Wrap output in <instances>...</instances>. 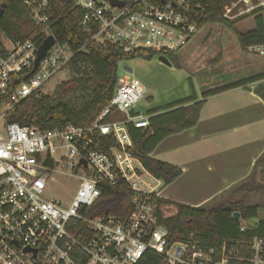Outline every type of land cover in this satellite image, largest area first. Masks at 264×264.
<instances>
[{
	"label": "built area",
	"instance_id": "1",
	"mask_svg": "<svg viewBox=\"0 0 264 264\" xmlns=\"http://www.w3.org/2000/svg\"><path fill=\"white\" fill-rule=\"evenodd\" d=\"M3 0H0V2ZM29 12L38 32L25 41L0 34V97L6 110L0 111V264H134L145 251L153 250L174 264H264V237L247 242L248 253L222 246L219 259L213 249L196 242H168L167 228L157 222V197L150 190L135 187L133 161L128 148L132 140L128 124L149 126V116L134 112L143 98L145 86L126 71L118 76L113 95L101 113L88 126L65 123L54 128L7 122L5 114L14 105L37 92L55 74L68 66L84 45L72 48L59 42L51 32L52 3L62 2L82 11L80 25L90 39L111 44L125 53L140 49L177 52L200 28L196 13L202 9L193 0H19ZM233 1L223 17L233 19L264 7V0ZM244 3V8L243 4ZM43 40L53 43L35 65ZM252 49L264 54V44ZM112 110L121 119L103 122ZM95 131L112 134L116 145L107 152L92 147ZM55 172L77 180V187L66 204L45 194ZM124 180L132 190L131 210L125 218L113 214H91L103 186ZM137 179L141 183L139 175ZM148 186V184H146ZM82 223L84 225H80ZM80 225V226H79ZM246 226L240 225V230ZM79 234L75 236L73 232Z\"/></svg>",
	"mask_w": 264,
	"mask_h": 264
},
{
	"label": "trees",
	"instance_id": "2",
	"mask_svg": "<svg viewBox=\"0 0 264 264\" xmlns=\"http://www.w3.org/2000/svg\"><path fill=\"white\" fill-rule=\"evenodd\" d=\"M193 1L200 3L202 7L196 13L200 19V26L206 23L224 24L235 32L239 46L243 50L264 44V7H257L250 14L227 19L223 17L225 6L237 0ZM52 7H54L52 18L54 23H51V32L54 38L59 42H69L74 49L84 45L85 50L74 53L68 64L73 75L61 81L53 94L40 93L27 96L7 111L5 114L7 122L41 128H54L65 123L88 126L101 113L113 95L118 79L117 64L120 60L137 57L150 59L155 54L168 57L175 55V52L162 49H140L125 53L111 44L96 42L90 39V35L83 31L80 25L81 10L62 2H54ZM250 16H254V28L247 31L238 30L236 24ZM40 29V26H35L28 9L19 0L0 2V34H5L11 40L25 41ZM43 38L38 35L34 40L39 44ZM262 77H264V72L208 89L202 92L201 100H198L196 94L192 92L190 96L181 100L150 110L149 113L166 111L149 116V126L146 128H134L132 124L127 125L132 140L128 151L140 161L151 176L160 179L163 184L169 183L181 173V169L171 163L151 157L149 154L155 145L165 136L194 125L201 105L209 95L243 86ZM11 93L12 89L0 97V102L8 98ZM110 120L109 114L103 118V122ZM116 144L112 134H101L95 131L92 141L93 148L107 152L111 146ZM262 162H264V153L256 160L252 173L256 165ZM250 179L248 182L240 181L222 193L234 192L250 195L264 191V185L257 184L252 177ZM131 193L132 190L122 179L112 186H103L98 201L88 209V212L97 215L113 214L125 218L132 208ZM244 198L234 202L225 200L220 205L211 207L204 204L191 206L157 198V222L167 228L169 243L196 242L203 248H212L215 259L220 258L223 245L226 251L235 249L238 255L246 256L247 242L254 236L264 237V204L262 206L248 205L244 202ZM212 200L214 201L215 198ZM235 211L240 213L241 219H256L244 230H240V218L239 220L233 219ZM73 234L79 237L77 231ZM134 264H174V262L148 249Z\"/></svg>",
	"mask_w": 264,
	"mask_h": 264
},
{
	"label": "crops",
	"instance_id": "3",
	"mask_svg": "<svg viewBox=\"0 0 264 264\" xmlns=\"http://www.w3.org/2000/svg\"><path fill=\"white\" fill-rule=\"evenodd\" d=\"M246 20L252 21L255 26L254 16L247 17ZM227 32L224 30L221 37L224 50ZM235 43L236 48L240 50L239 55L229 58L223 53L221 73L215 74L216 77L210 76V73L219 71V67L214 66L213 70L209 69L208 75L205 74L207 81L196 85L190 78L191 91L196 94L198 100L202 99V92L208 89L264 72V54L257 52V55H245L237 40ZM180 50L175 52L176 56ZM231 62L233 65H227ZM176 63L181 66L178 59ZM247 63L252 67L249 70ZM263 95L264 77L206 97L196 123L165 136L149 154L153 158L179 167L181 173L169 183L163 184L160 179L147 172L155 180V184L147 190L152 191L157 198L199 206L213 202L212 198L217 199L230 186L251 177L264 185V162L256 165L252 173L256 160L264 153ZM152 109L147 110L145 114L153 116L166 111L149 113ZM134 112H137L136 109ZM109 115L111 120L122 118V114L115 110ZM136 161L140 162L138 159Z\"/></svg>",
	"mask_w": 264,
	"mask_h": 264
},
{
	"label": "rangeland",
	"instance_id": "4",
	"mask_svg": "<svg viewBox=\"0 0 264 264\" xmlns=\"http://www.w3.org/2000/svg\"><path fill=\"white\" fill-rule=\"evenodd\" d=\"M251 2L257 3L258 0H252ZM242 5L244 8V3ZM246 19H243L236 24L238 30L247 31L254 27V23ZM224 30L228 31V37L225 38V50L223 43H221V40L223 39L221 37L224 34ZM236 40L235 32L224 24L206 23L201 25L190 41L182 47L183 49L179 51L181 53L178 52L177 56L173 54V56L170 57L164 55L168 60V63L160 60V55L158 54H155L150 59L140 57L123 59L117 64V75L120 76L128 71L127 68H125V66H127L132 69L131 72L129 71L130 77L143 83L145 86V94L143 98L137 102L135 109L139 113H145L147 110L156 106L190 95L192 93L190 78L193 79L196 85H199L200 82L207 81L206 75H208L209 69L213 70L214 66L219 67L217 68L219 71L210 73V76L216 77L215 74L219 72L221 73V55L226 53L229 58H234L239 55L240 50L236 48ZM241 50L245 55H257V52L253 49L248 48L246 50ZM245 58L251 63L247 56H245ZM177 59L179 60V63H181V66L176 65ZM249 63L246 65H249ZM227 65H233V62ZM247 68L249 70L252 67L249 65ZM72 75L73 72L69 66L64 67L59 73L53 75L37 94H53L56 86L61 81L70 78ZM196 76H199V78H196ZM5 110L6 105L2 103L0 105V111L4 112ZM133 165L136 167V174L132 178L135 187L147 190L149 189V186L155 184V180L147 173V171H145L140 162L135 160L133 161ZM137 175H139L141 180L145 182L144 184L137 179ZM249 179L246 181L248 182L251 180ZM256 183L260 184L258 182ZM146 184H148V186H146ZM76 187L77 180L75 177L66 173L55 172L51 175L48 181L45 194L48 198L60 199L62 200V203L66 204L75 193ZM243 198L245 199L244 202L248 205L256 204L262 206L264 204V191L250 195L234 192L222 193L213 202L207 204V207L218 206L225 200L234 202L240 201ZM255 219L251 218L244 220L240 218V223L243 226H248L252 224Z\"/></svg>",
	"mask_w": 264,
	"mask_h": 264
},
{
	"label": "water",
	"instance_id": "5",
	"mask_svg": "<svg viewBox=\"0 0 264 264\" xmlns=\"http://www.w3.org/2000/svg\"><path fill=\"white\" fill-rule=\"evenodd\" d=\"M112 2V4L116 5V4H122L121 2H118L117 0H110ZM54 38L52 36H48L46 37L43 42L41 43V45L38 48L37 51V56H36V60H35V65L38 63L39 59L43 56V54L45 53V51L47 50V48L53 43ZM159 59L168 63V60L164 57V56H159ZM125 68H127L128 71H132L131 68L125 66ZM240 218V213L235 211L233 213V219L235 220H239Z\"/></svg>",
	"mask_w": 264,
	"mask_h": 264
}]
</instances>
